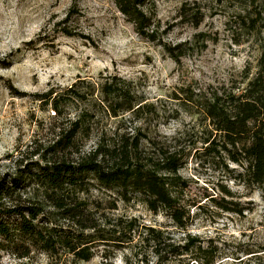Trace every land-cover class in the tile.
I'll return each mask as SVG.
<instances>
[{"label":"rangeland","instance_id":"rangeland-1","mask_svg":"<svg viewBox=\"0 0 264 264\" xmlns=\"http://www.w3.org/2000/svg\"><path fill=\"white\" fill-rule=\"evenodd\" d=\"M72 7L76 13L70 25L79 35L54 31ZM144 10L158 27L157 41L138 34L115 0H0V175L15 172L21 160H39L43 153L47 159L56 157L46 150L58 140L59 122H53L54 112L39 94L115 75L131 83L150 111L146 107L142 119L132 113L108 116L96 104V92L90 106L97 119L93 133L69 158L91 153L103 134L113 137L142 127L149 155L156 156L160 148L185 155L179 170L185 185L177 194L190 212L186 227L164 211L150 210L141 195L124 200L91 187L79 197L97 227L112 230L119 220L136 219L133 240L98 241L90 246L89 261L68 250L33 251L25 258L0 251V264H159L145 240L146 226L179 244L189 236L199 240L161 264H264V192L245 181V165L222 150L223 136L210 120L182 100L187 88L238 90L256 75L264 43V0H146ZM45 35L49 38L39 40ZM180 45L187 51L175 60L167 46ZM87 103L70 107L69 118ZM34 196V191L23 193V198ZM57 223L77 228L61 215Z\"/></svg>","mask_w":264,"mask_h":264},{"label":"trees","instance_id":"trees-1","mask_svg":"<svg viewBox=\"0 0 264 264\" xmlns=\"http://www.w3.org/2000/svg\"><path fill=\"white\" fill-rule=\"evenodd\" d=\"M257 1L250 0L253 4ZM115 2L138 34L151 41L160 39L152 16L144 10L146 0ZM75 13L72 7L54 31L66 36L79 35L70 25ZM255 25H252L254 29ZM47 38L49 36H39V40ZM181 47L167 46V50L178 60L187 51L179 50ZM261 48L258 71L245 87L205 92L187 88L182 100L210 120L223 136L222 150L232 161L245 165L242 173L245 181L264 192V43ZM82 83L85 80L58 91L51 88L38 96L51 106L53 122H59L56 124L58 140L46 150L56 157L47 159L43 153L39 160H21L15 172L0 175V251L25 258L33 251L68 250L78 259L89 261L93 257L90 246L98 241L133 240V233L139 229L136 219L119 220L112 230L97 227L86 200L79 197L91 187L116 193L124 200L141 195L150 210L164 211L177 226L186 227L190 212L177 194L179 187L185 185L179 175L185 155L162 148L156 156L149 155L143 146L146 134L142 127L135 128L134 133H116L113 137L103 134L91 153L79 160L69 158L74 150L79 151L82 140L93 133L97 119L90 106L96 92V104L108 116L132 113L142 119L145 108L150 111V105L143 103L131 83L122 77L111 75L96 83L83 86ZM85 102L89 104L80 107L74 118H69L70 107ZM28 191H34L35 196L23 198V193ZM46 204L57 212H46ZM59 215L74 222L77 228L59 225ZM88 229L93 232H86ZM145 230V240L159 257V264L190 251L199 241L189 236L186 243L179 244L162 230L151 226H146Z\"/></svg>","mask_w":264,"mask_h":264}]
</instances>
